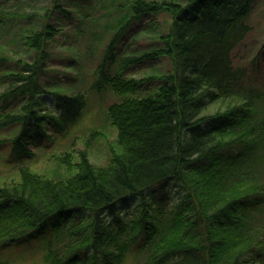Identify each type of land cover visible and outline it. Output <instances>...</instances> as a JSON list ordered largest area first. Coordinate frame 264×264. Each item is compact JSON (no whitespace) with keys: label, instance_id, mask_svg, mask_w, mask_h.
<instances>
[{"label":"trees","instance_id":"1","mask_svg":"<svg viewBox=\"0 0 264 264\" xmlns=\"http://www.w3.org/2000/svg\"><path fill=\"white\" fill-rule=\"evenodd\" d=\"M100 1L119 12L105 60L114 61V45L141 19L152 31L151 21L166 14V30L155 37L159 46L121 56L117 72L95 68L92 88L117 99L106 108L116 133L106 163L69 152L52 156L56 175L20 165L16 182L0 183V250L41 239L50 264H122L129 255H140L134 264H264V84L245 83L246 70L231 55L250 30L245 19L253 0ZM56 2L52 8L68 16ZM42 16L20 34L33 62L8 67L20 61L0 54V85L6 84L0 97L24 100L22 113L0 106V129L21 126L12 151L25 159L43 125L64 135L85 106L82 93L62 94L50 88L57 81L40 82L58 31L46 22L49 10ZM161 57L170 60L167 74H122ZM45 93L55 112L35 111ZM28 119L37 137L24 126ZM168 181L182 196L166 210L157 192ZM131 200L136 213L123 221L117 209Z\"/></svg>","mask_w":264,"mask_h":264},{"label":"rangeland","instance_id":"2","mask_svg":"<svg viewBox=\"0 0 264 264\" xmlns=\"http://www.w3.org/2000/svg\"><path fill=\"white\" fill-rule=\"evenodd\" d=\"M52 2L53 0H0L2 10L0 14V54L10 53L11 56L8 58L16 62L20 61L17 62L18 65L7 62L8 64L5 65L8 67L19 69L22 64L33 62L34 53L22 47L20 34L35 23H41L42 15L49 10L50 17L46 18V22L51 23L58 31L54 34L52 43L47 46L46 51L49 52V56L45 59L46 69L40 76V82L44 85L47 81H57L60 86H50V88L62 94L82 93L85 97V106L78 122L70 126L64 135L53 133L51 127L43 125L44 135L27 145L31 154L28 159L12 151L13 139L21 126L13 124L1 128L0 183L16 182L17 168L20 165L29 166L31 171L40 175H56L59 166L52 156H64L69 152L74 158L77 157L78 152L83 151L92 163L97 165L106 163L109 155L108 147L116 136L114 128L106 119V108L117 99L107 89L97 91L92 88L96 79L95 68L105 64L115 73L120 69L118 59L121 56L136 52L142 53L159 46L155 37L165 32L169 20L168 15H159L153 22L151 21L155 26L152 31L148 30L151 25L147 28L145 19L127 27L125 31L127 34L114 45V61H108L105 60V49L118 29L116 20L119 12L112 9V5L104 6L103 1L100 0H57L55 4L68 12L66 16L53 9ZM26 15L31 17L26 19L24 17ZM245 23L250 30L233 49L232 61L235 66L245 68L244 82L257 86L264 84V0H253ZM77 61L80 67L70 68V66H77ZM170 71V60L167 57H161L128 66L122 74L125 77L138 79L164 75ZM157 83H159L158 80L146 82L144 88L149 90L157 86ZM5 88L6 84L5 86L0 85V95ZM38 100L39 105L35 109L36 112H55V105L48 93L39 95ZM23 101L22 98L3 99L0 97L1 111L12 114L22 113L20 107ZM24 126L37 137L36 129L32 126V119H28ZM157 196H163V206L168 210L179 202L182 195L178 185L174 181H168L166 186L158 190ZM155 206L156 204H153L152 208L155 209ZM135 213V200H131L126 207L117 209V214L123 221L128 220ZM43 243L45 241L41 239H33L19 246L1 249L0 264H50ZM139 258L140 255L135 257L129 255L122 264H134Z\"/></svg>","mask_w":264,"mask_h":264}]
</instances>
